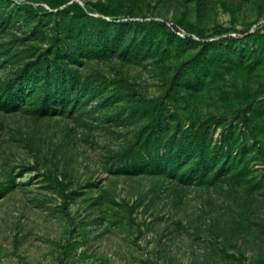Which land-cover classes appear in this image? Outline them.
<instances>
[{"label": "rangeland", "instance_id": "obj_1", "mask_svg": "<svg viewBox=\"0 0 264 264\" xmlns=\"http://www.w3.org/2000/svg\"><path fill=\"white\" fill-rule=\"evenodd\" d=\"M65 6L63 102L24 88L0 107V264H264V0L4 11L52 34ZM15 35L0 80L26 56Z\"/></svg>", "mask_w": 264, "mask_h": 264}, {"label": "trees", "instance_id": "obj_2", "mask_svg": "<svg viewBox=\"0 0 264 264\" xmlns=\"http://www.w3.org/2000/svg\"><path fill=\"white\" fill-rule=\"evenodd\" d=\"M0 3L3 4L0 11V36L19 34L15 39L16 47L26 46L27 50L23 59L18 58L16 64L13 62V71L0 80V107L10 104L15 95L22 96L14 92L24 88L44 90L41 97L45 101L59 99L63 102L62 80L66 71L69 72L71 81L75 80L77 69L74 62L79 51L78 47H65L61 43L68 23L66 11L69 7H56L49 13L57 20L54 33L50 34L27 14L18 11L11 15L5 14L4 6L7 0H0ZM3 48L7 50L6 47Z\"/></svg>", "mask_w": 264, "mask_h": 264}]
</instances>
